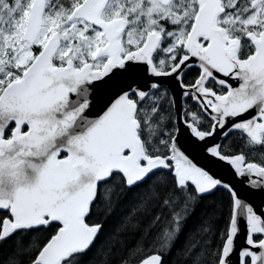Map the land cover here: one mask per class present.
Here are the masks:
<instances>
[{
    "label": "snow or ice",
    "instance_id": "1",
    "mask_svg": "<svg viewBox=\"0 0 264 264\" xmlns=\"http://www.w3.org/2000/svg\"><path fill=\"white\" fill-rule=\"evenodd\" d=\"M0 264H264V0H0Z\"/></svg>",
    "mask_w": 264,
    "mask_h": 264
},
{
    "label": "water",
    "instance_id": "2",
    "mask_svg": "<svg viewBox=\"0 0 264 264\" xmlns=\"http://www.w3.org/2000/svg\"><path fill=\"white\" fill-rule=\"evenodd\" d=\"M217 171H219L222 175L229 176V178H231L229 174V170L227 168H219L217 169Z\"/></svg>",
    "mask_w": 264,
    "mask_h": 264
}]
</instances>
